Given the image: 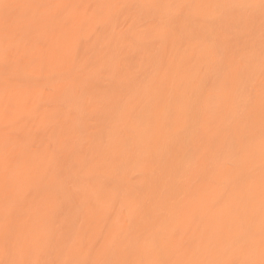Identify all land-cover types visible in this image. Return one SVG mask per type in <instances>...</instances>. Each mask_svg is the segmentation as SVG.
<instances>
[{
	"label": "bare ground",
	"instance_id": "bare-ground-1",
	"mask_svg": "<svg viewBox=\"0 0 264 264\" xmlns=\"http://www.w3.org/2000/svg\"><path fill=\"white\" fill-rule=\"evenodd\" d=\"M0 264H264V0H0Z\"/></svg>",
	"mask_w": 264,
	"mask_h": 264
}]
</instances>
